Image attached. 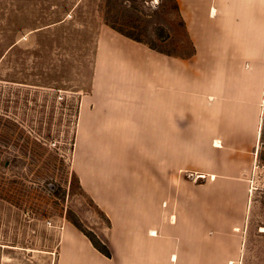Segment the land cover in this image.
I'll return each mask as SVG.
<instances>
[{"label": "crops", "instance_id": "1", "mask_svg": "<svg viewBox=\"0 0 264 264\" xmlns=\"http://www.w3.org/2000/svg\"><path fill=\"white\" fill-rule=\"evenodd\" d=\"M176 1L194 45L188 58L106 23L97 29L73 167L111 220L112 256L68 222L48 251L55 264H235L239 256L264 103V0Z\"/></svg>", "mask_w": 264, "mask_h": 264}, {"label": "rangeland", "instance_id": "2", "mask_svg": "<svg viewBox=\"0 0 264 264\" xmlns=\"http://www.w3.org/2000/svg\"><path fill=\"white\" fill-rule=\"evenodd\" d=\"M101 23L176 57L192 51L174 0L141 7L131 0H0V264H55L48 251L68 222L101 247L109 239L111 220L73 167L79 102L90 88ZM263 124L264 103L235 264H264Z\"/></svg>", "mask_w": 264, "mask_h": 264}, {"label": "trees", "instance_id": "3", "mask_svg": "<svg viewBox=\"0 0 264 264\" xmlns=\"http://www.w3.org/2000/svg\"><path fill=\"white\" fill-rule=\"evenodd\" d=\"M132 1V3H133V5L134 6H137V7H141V3L144 1V0H131ZM175 1V8H176V10H177V12H178V14H179V6H178V3H177V1L176 0H174ZM179 16H180V18H181V15L179 14ZM181 22H182V24L184 25V22H183V20H182V18H181ZM114 27V26H113ZM115 28V27H114ZM117 29V28H116ZM117 30H119L120 32H122V33H124V34H126L127 36H130V37H133V38H135L134 36H132V35H130V34H127V33H125L124 31H122V30H120V29H117ZM137 39V38H136ZM137 40H139V39H137ZM190 40V39H189ZM190 42H191V40H190ZM145 44H147L149 47H151V48H153V49H155V50H157V51H159V52H162V53H165V54H169V55H173L171 52H169V51H166V50H162V49H159V48H157V47H155V46H153V45H151V44H149V43H146V42H144ZM191 47H192V51L189 53V54H187V55H180V57H182V58H188V57H190V56H192L193 55V53H194V45H193V43L191 42ZM174 56H176V55H174ZM261 139H262V141L264 142V124H263V126H262V131H261ZM99 208V207H98ZM74 225H76L83 233H85L76 223H74ZM87 236H88V238L91 240V242L93 243V245L101 252V253H103L104 255H106V256H108V257H111L112 256V252H111V248H110V245H109V239H108V236H106V242H105V246L104 247H101L100 245H98L87 233H85Z\"/></svg>", "mask_w": 264, "mask_h": 264}, {"label": "bare ground", "instance_id": "4", "mask_svg": "<svg viewBox=\"0 0 264 264\" xmlns=\"http://www.w3.org/2000/svg\"><path fill=\"white\" fill-rule=\"evenodd\" d=\"M218 143V142H217Z\"/></svg>", "mask_w": 264, "mask_h": 264}]
</instances>
